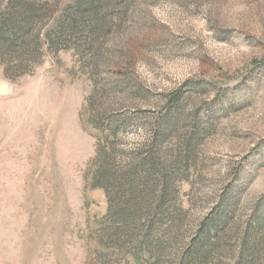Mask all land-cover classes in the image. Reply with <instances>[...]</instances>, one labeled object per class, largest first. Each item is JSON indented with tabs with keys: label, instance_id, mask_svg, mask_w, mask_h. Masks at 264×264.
<instances>
[{
	"label": "rangeland",
	"instance_id": "obj_1",
	"mask_svg": "<svg viewBox=\"0 0 264 264\" xmlns=\"http://www.w3.org/2000/svg\"><path fill=\"white\" fill-rule=\"evenodd\" d=\"M74 1L0 0V264H264V0Z\"/></svg>",
	"mask_w": 264,
	"mask_h": 264
},
{
	"label": "trees",
	"instance_id": "obj_2",
	"mask_svg": "<svg viewBox=\"0 0 264 264\" xmlns=\"http://www.w3.org/2000/svg\"><path fill=\"white\" fill-rule=\"evenodd\" d=\"M136 0H75L73 4L65 7L62 10L61 16L58 20L59 29L63 31L56 32L58 37L65 33L66 26H75L80 24L91 25L87 29L89 35H106L110 32L113 20L119 23L124 22L134 10ZM11 14V12H10ZM11 16V15H10ZM33 16H30L25 22V31L32 32L35 26ZM116 18V19H115ZM15 21L10 17L1 23L0 28L5 27L11 29L15 26Z\"/></svg>",
	"mask_w": 264,
	"mask_h": 264
}]
</instances>
